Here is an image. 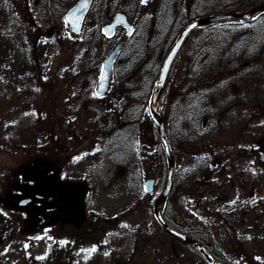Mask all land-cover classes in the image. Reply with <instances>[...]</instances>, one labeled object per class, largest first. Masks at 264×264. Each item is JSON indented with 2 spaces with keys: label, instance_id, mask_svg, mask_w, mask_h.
Returning <instances> with one entry per match:
<instances>
[{
  "label": "rangeland",
  "instance_id": "374dc122",
  "mask_svg": "<svg viewBox=\"0 0 264 264\" xmlns=\"http://www.w3.org/2000/svg\"><path fill=\"white\" fill-rule=\"evenodd\" d=\"M106 1L110 10H125L136 22L137 28H149L161 6L160 0H153L148 5L141 0ZM220 2L215 0L202 5V9L206 8L209 14L218 13L220 6L217 4ZM194 3L187 0L186 12L180 15L182 20L172 26V33L165 35V43L171 34H179V24L187 15L194 14L193 10L189 12ZM27 17L23 0H0L2 197L7 196L13 181L18 180V177L12 176L15 171H61L71 183L87 182L90 187H98L103 203L118 202L117 197L127 199L125 206L128 209L129 253L125 261L122 258H118V261L126 262L127 259L131 264V257H135V260L138 258L137 247L138 244L140 246V241L157 231L161 237L158 246L160 252L157 255L156 248L151 253L147 251L144 257H139L142 262L146 256L147 264H201L199 256L190 253L186 246L172 240L160 229L153 212L147 206L148 196L143 190L145 179L154 177L157 181L155 189L158 190L167 174L166 156L148 103L140 124L134 127L130 153L127 151L119 154L120 152L115 151L111 154L106 148L109 137L124 135L120 125L121 115L130 108L132 113H136L138 107L142 109L140 97L133 94H139L138 91L141 90L135 83L140 77L138 68L131 75H120L121 63L118 61L117 71L113 72L108 91L103 96H98L96 88L101 65L118 40L110 41L100 32L89 36L91 33L85 28L71 40V46L63 49L52 48L43 37H40L38 47H34L36 36L33 37V30H29ZM263 24L264 15L258 18L256 24L251 22L248 25L246 34L257 31ZM203 34L205 31L202 27L188 36L173 63L157 108L162 111L167 132L171 136L173 149L175 148L177 169L174 194L170 201L175 203L177 214L187 213V218L191 216L194 224H198L195 218H200L216 235L218 208L222 202H228L227 198L231 200L234 196L231 168L234 159L231 154L237 137L236 120L240 114L247 118L254 105V97L264 106V47L252 57L247 52L231 60L226 59V46L220 45L223 46V52L206 59H196L200 48L204 46L203 41L200 42V39L204 40ZM51 37L57 41V35ZM173 42L164 45H171V48ZM203 61L207 62V67L203 66L206 65ZM16 75L22 76L21 81L14 78ZM57 79L63 85L60 84L61 88H55L54 91L61 92L63 100L61 98L58 105L48 104V108H40L43 99L47 101L53 96L46 87L50 86L52 89ZM203 94H208L212 105L209 103L207 108L210 107L211 111L212 106L215 114L210 115L211 112L203 105L207 111L202 116V121L208 116V127L206 131L195 134L193 140H187L184 138L186 127L183 123L188 120V108L192 106L190 101ZM39 113L42 115H38ZM247 133L248 131H244V135ZM207 148L214 150L210 159L213 162L224 153H231L225 158L224 166L213 167L211 162H206L200 168L199 163H194L205 157ZM190 163L192 164L188 167ZM190 168L192 173L190 175L188 172V179L182 174L185 169L190 171ZM98 171L110 174L105 179H98L95 174ZM120 202L123 203L121 200ZM187 218L182 220L187 221ZM228 234L230 236L223 244L227 260L233 261L232 231ZM146 238L142 240V244ZM257 262L264 264L258 258Z\"/></svg>",
  "mask_w": 264,
  "mask_h": 264
},
{
  "label": "flooded vegetation",
  "instance_id": "af4514ba",
  "mask_svg": "<svg viewBox=\"0 0 264 264\" xmlns=\"http://www.w3.org/2000/svg\"><path fill=\"white\" fill-rule=\"evenodd\" d=\"M78 1L23 0L29 30H33V37L36 36L34 47H38V41L43 37L52 48L63 49L71 46V40L85 28L91 33L89 36L95 32L103 34L104 27L112 22L117 13L125 15L136 31L135 23L125 10L113 11L106 0H91L80 34L73 35L66 14ZM104 21L105 24H102ZM54 35L58 36L57 41L52 39ZM114 40L125 43L127 37L124 27L115 28L110 41ZM55 84L52 89L46 87L53 96L47 101L43 99L40 108H48V104L58 105L61 101V92L54 90L61 88L63 82L57 79ZM197 98H201L200 102L206 108L209 103L212 105L208 94ZM255 99L252 100L254 105L247 118L240 114L236 120L237 137L233 153H224L213 162L210 159L214 150L208 147L202 158L203 167L206 162H211L213 167L224 166V160L230 154L234 159L231 166L234 196L231 200L227 198L228 202H222L218 208V233L214 235L200 218L196 217L198 224H194L191 216L187 218V213H176L175 203L170 201L174 194L175 179L162 211L164 219L176 231L195 239L220 264H260L257 258L264 263V106ZM206 108L210 111V107ZM210 112L213 115L212 106ZM208 122L209 117L206 116L203 119L205 131ZM244 131H248L247 135H244ZM95 174L98 178L97 174L100 173ZM12 176L18 177V180L13 181L5 198L0 191V264H129L127 259L126 262L118 261V258L125 261L129 253L126 198L117 197L118 202L103 203L98 187H90L87 182L71 183L61 171H15ZM154 180L156 188L157 181ZM164 183L158 190L155 189L153 195H147V206L153 214L155 201L161 195ZM184 217L187 221L182 220ZM155 218L168 237L199 256L201 264H211L204 252L164 230ZM231 231L234 242L233 261H228L223 243ZM160 238L158 232L154 231L148 235L144 244L142 239L137 247L138 258L135 260V257H131V264H147L146 256L143 262L139 257H144L147 251L151 253L155 248L158 255Z\"/></svg>",
  "mask_w": 264,
  "mask_h": 264
},
{
  "label": "trees",
  "instance_id": "16d2710c",
  "mask_svg": "<svg viewBox=\"0 0 264 264\" xmlns=\"http://www.w3.org/2000/svg\"><path fill=\"white\" fill-rule=\"evenodd\" d=\"M192 1L195 2V5L192 4L189 12L193 10L194 14L189 13L183 22L179 24L180 32L191 20L209 14L206 8L202 9V5L211 3L215 0ZM220 1V4H217L220 6L218 13L249 10L264 0ZM160 2V10L158 11V15L154 22L149 25V28H140V26H138L135 34H133V36L126 41L118 56V61L121 63L119 68L120 75H131L136 68L140 71V77L135 83L137 88L141 87V90L138 91L139 94H133L140 97L139 99L142 101L143 106L142 109L138 107L136 113H132L131 108L129 111H125L124 113V110L122 111L123 114L121 115L120 125L122 131H124V135L122 134L121 136L109 137V142L106 144V148L111 154L115 151L120 152L119 154H125L127 151L130 153L132 150L133 131L135 130L134 127L135 125L140 124V120L143 117V111L146 109L154 81L159 75L163 59L170 50L171 45L168 47L167 45L173 41H170L169 39L175 41V36L177 34H171L170 38L166 42L168 43L167 45H164L166 44L164 40L166 38L165 35L172 33L170 32L172 26H175L174 24L180 19L182 20L180 15H183L182 12H186L187 0H160ZM206 7L208 8V6ZM251 22L252 24H256L258 19L252 21L231 19L204 26V40L200 39V42L203 41L202 43H204V46L200 48L196 59H199V57H204V59H206L209 56H216L219 52H223V46H226L227 49L226 59L235 60L241 54L247 52L251 57L254 56L253 54H258L260 49L264 47V24L263 26H259L261 28H257V31L251 32V34H246L245 30ZM157 57L160 59L157 60ZM202 63L206 64H202L203 66H208L207 62L203 61ZM203 66H201V69H203ZM114 70L117 71L116 66ZM128 82L131 84V81ZM200 100L201 98L195 97L190 101L192 106L188 108L190 109L188 113V120L185 124L183 123L186 127L184 138L187 140H193L195 134L204 131L202 128V116L206 115L205 112L207 110H205V106L203 107Z\"/></svg>",
  "mask_w": 264,
  "mask_h": 264
},
{
  "label": "water",
  "instance_id": "95a60500",
  "mask_svg": "<svg viewBox=\"0 0 264 264\" xmlns=\"http://www.w3.org/2000/svg\"><path fill=\"white\" fill-rule=\"evenodd\" d=\"M146 3L151 2L152 0H143ZM86 5V6H84ZM90 5V0H80L78 3L67 13V20L71 25L72 32L75 34H78L80 32L82 22L84 20V17L88 11ZM264 14V2L254 6L248 11H229V12H222V13H216V14H210L203 17H200L198 19H195L191 22H189L186 27L182 30L180 35L178 36L177 40L175 41L174 45L172 46L171 50L169 51L168 55L166 56V59L164 61L163 67L161 69V72L157 78V80L154 82L152 93L150 95L149 99V112L150 115L157 127L158 135L161 139V142L164 146V151L167 158V179L165 184V189L162 195L156 200L155 202V211L156 215L158 217V220L160 221L161 225L170 233L176 235L180 239L190 242L193 245H195L200 251L204 252L208 259L210 260L211 264H218L204 249L202 245H200L197 241L192 239L191 237L181 234L174 229H172L166 221L162 217V212L160 209H158V206L160 204H164L166 201L168 195L170 194L172 187H173V178H174V171H175V158L173 156V153L171 151L168 138L166 135L165 130V124L164 119L162 116L161 111H158L156 109L157 102L164 92V88L167 83V78L169 75V72L171 70L172 64L179 53L180 49L182 48L183 44L185 43L188 35L196 28L209 25L215 22L229 20V19H245V20H252L257 18L258 16ZM195 24L197 27L192 28L191 26ZM117 25H122L127 30V35H131L133 33V26L127 21L126 17L122 14H117L112 23L109 24L104 28V33L107 36H112L114 29ZM123 43H118L107 55V57L104 59L101 67L100 72V80L97 87V93L98 94H104L110 84V79L112 75V70L114 67V63L117 59V56L119 52L121 51ZM165 67L167 68V71H165ZM145 190L147 193L152 194L154 192V180L153 179H147L144 184Z\"/></svg>",
  "mask_w": 264,
  "mask_h": 264
},
{
  "label": "snow or ice",
  "instance_id": "6c2138e0",
  "mask_svg": "<svg viewBox=\"0 0 264 264\" xmlns=\"http://www.w3.org/2000/svg\"><path fill=\"white\" fill-rule=\"evenodd\" d=\"M84 6H86V5H84ZM192 28H195V27H197V25H195V24H193L192 26H191ZM165 71H167V68L165 67ZM147 190V189H146ZM95 249H93V251H94Z\"/></svg>",
  "mask_w": 264,
  "mask_h": 264
},
{
  "label": "bare ground",
  "instance_id": "6f19581e",
  "mask_svg": "<svg viewBox=\"0 0 264 264\" xmlns=\"http://www.w3.org/2000/svg\"><path fill=\"white\" fill-rule=\"evenodd\" d=\"M160 100H161V97H160V99L158 100L157 104L160 102Z\"/></svg>",
  "mask_w": 264,
  "mask_h": 264
}]
</instances>
